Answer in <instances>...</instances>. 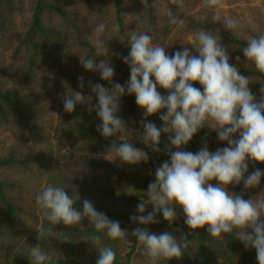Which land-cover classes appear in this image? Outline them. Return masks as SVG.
Returning a JSON list of instances; mask_svg holds the SVG:
<instances>
[{
	"label": "clouds",
	"instance_id": "9594fccd",
	"mask_svg": "<svg viewBox=\"0 0 264 264\" xmlns=\"http://www.w3.org/2000/svg\"><path fill=\"white\" fill-rule=\"evenodd\" d=\"M144 7L148 0H141ZM177 12L166 11L168 23H181L179 11L186 7L185 0H172ZM206 7L218 9L222 0H203ZM212 23L223 26L237 34L239 23L232 18H221L218 12L211 17ZM141 31H131L127 35L130 48L124 63L130 68V79L126 85L114 82L115 71L109 60L96 63L94 57L81 58V64L88 71L98 72L101 78L113 85L111 89L101 84L91 85L98 98L93 104L91 97L74 91L67 84L63 96L66 112H73L78 104H86L89 113L95 111L101 124L97 132L105 137L123 136L129 130L120 111V98L135 95L137 105L144 110L141 140L154 152H160L162 134H167L169 145L165 146L170 162L165 161L156 168L155 180L148 186L149 200L137 204L139 215H132L133 222L142 226L157 223L156 215L163 214L169 223L177 219L176 206L185 214V224L192 230L207 226L213 238H223L232 234L246 248L256 250L258 264H264V198L245 199L242 194L228 190L229 185H239L245 189L259 186L264 171L256 168L249 173L248 159L264 163V85L259 101L253 95L249 84L251 79L240 73L237 66L230 63V54L221 43L220 28L215 32L198 29L195 33L194 55L188 47L169 55L165 46L153 43L150 34L154 29L138 24ZM105 24L98 23L93 32L103 33ZM123 38H121V41ZM97 56L106 57L108 49L102 41H94ZM244 56L254 67L264 73V34L247 38L242 48ZM96 57V56H95ZM239 61L240 57L237 56ZM154 77V79H153ZM79 87L83 88V77H79ZM195 83L202 86L194 87ZM159 88L167 90L162 95ZM160 114L163 121L158 128L148 121V117ZM218 132V140L228 147L209 151L205 143L196 152L176 150L187 145L193 136L205 126ZM110 153L124 163L136 165L149 160L148 153L135 147L131 142L114 141ZM211 181H218L217 184ZM63 186L49 184L36 196V205L43 210L48 221L47 227H37L38 240L45 241L56 225L81 226L87 217L96 232H103L111 240L128 241L127 230L119 221L110 220L99 212L94 204L83 200L82 210L76 207L81 197L75 190L68 195ZM151 203L153 212L146 215V204ZM131 235L137 238L145 250L147 264H160L161 261L180 259L187 252L194 255V241L181 237L179 240L169 232L156 234L147 227L132 229ZM53 237L63 242L69 241L64 232H56ZM91 243L99 252L96 264H116V252L111 246L101 244V236L94 235ZM28 258L31 264H52V257L38 243L32 246Z\"/></svg>",
	"mask_w": 264,
	"mask_h": 264
},
{
	"label": "rangeland",
	"instance_id": "374dc122",
	"mask_svg": "<svg viewBox=\"0 0 264 264\" xmlns=\"http://www.w3.org/2000/svg\"><path fill=\"white\" fill-rule=\"evenodd\" d=\"M72 7L70 11L79 18L80 25L83 26L87 36H93V41L99 39L101 33L93 32L94 26L104 23L111 31L118 32V22L116 17V0H69ZM186 7L182 10V22L168 27L163 21L169 6L168 0H155L153 16L154 19L146 14L140 15L136 12V4L142 3L141 0H120L121 14L127 35L131 31H141L138 24L154 29L150 34L153 36V43L166 47L169 55H173L177 50L188 47L193 54H196L193 44L195 43V33L198 30L193 20L204 21L208 25V31L215 32L220 28L221 43L230 54V63L237 66L240 73L251 79L249 87L253 95L261 98V87L264 85V76L258 74V70L252 65L243 54L242 48L245 45L232 42V37L242 41H247L249 36L264 34V0H222V6L218 9L206 7L203 0H185ZM12 10L8 14V20L3 26L0 25V85L4 90L18 88L21 92L20 98L23 101L22 107L32 112L31 122H20L16 119L9 121L0 120V156L4 155L9 147H18L21 150H34L39 155L43 163L42 168H35V171L28 173H18L9 171L8 175L15 178L18 188L15 189L18 199L19 219L14 227H4V217L0 216V264H31L28 258L30 248L41 244L42 249L47 251L52 257V261H59L62 258L77 259L83 262L97 261L99 252L91 243L94 235L101 236V244L111 246L116 252V264L127 261L130 264H147L145 250L138 243L137 238L131 235L132 229L139 227V224L131 220V216L124 218H109L112 221H119L121 228L127 230L128 241L111 240L103 232H96L89 218L85 217L81 221V226H61L58 224L53 229L52 234H47L45 241L38 240L37 227L44 226L46 217L43 210L36 205V196L43 188L49 184L58 185L61 177H66L68 191L72 194L75 190L79 193L81 201L90 200L94 207L101 211H112L131 215H139L137 204L142 200H149L148 186L155 180L156 168L165 161L170 162V156L165 151V146L169 145L167 134H162L160 152H154L150 146L145 145L141 140L144 131L142 120H144V110L136 103L137 116L140 120V128L132 115L127 111L126 106L119 101L120 111L118 115L126 121L129 128L128 132L120 136L122 140L131 142L135 147L148 153L149 160L136 165L122 162L114 158V154L109 150L102 154L95 149V143L84 134L73 130L78 123L74 124L61 114L63 110V96L48 79L42 70H36L31 82L25 80L27 55L23 51L20 39L28 29L30 19V1L11 0ZM218 12L221 18L227 17L238 21L239 28L235 35L226 29L222 23H212L211 17ZM166 28V29H165ZM90 32V33H89ZM110 30L105 29V34ZM119 53L107 54L105 59L109 60L114 68V82L126 85L130 79V68L124 63V57L128 56L121 49ZM240 60L237 61L236 57ZM101 58V57H100ZM122 59V60H121ZM95 79V80H93ZM154 79V77H153ZM88 84H101L105 88L111 89L113 85L101 78L98 72L88 71ZM94 82V83H93ZM162 95H166L167 90L159 88ZM134 98L135 95L133 94ZM136 102V98H135ZM69 113V112H68ZM72 113V112H71ZM70 113V114H71ZM160 114L148 117V121L154 123L158 128L162 127L163 121L159 118ZM75 133H72V131ZM207 144L209 151L215 152L217 148L228 147L226 142L218 140V132L207 125L200 129L192 140L181 149L172 148L173 151L183 150L193 153L198 152L204 144ZM101 157L107 163L128 173L130 177L117 178L102 172L94 171L88 166L76 165L75 160H87L92 153ZM249 173L256 168L264 171V163L247 161ZM214 185L218 181H211ZM240 190L245 199L264 198V176L261 178L259 186L245 189L241 182ZM230 192H237V185H229ZM115 192L116 195H112ZM151 203L146 204L145 215L153 212ZM177 219L169 223L156 215L157 223L147 226L150 232L161 234L169 232L178 240L188 234L198 235L201 231H207V226L192 230L185 224V214L182 208L176 206ZM1 213V211H0ZM264 220V217L261 218ZM66 226V227H65ZM63 227L66 231H62ZM56 232H64L69 241H63L53 237ZM208 233V231H207ZM209 234V233H208ZM213 256L220 260V264H225L222 260L221 249L229 243L228 234L223 238H213ZM189 241H194L197 248V240L190 237ZM227 255V254H226ZM186 264L192 263V255L185 253ZM160 264H178V259L161 261ZM232 264H237L233 262Z\"/></svg>",
	"mask_w": 264,
	"mask_h": 264
},
{
	"label": "trees",
	"instance_id": "16d2710c",
	"mask_svg": "<svg viewBox=\"0 0 264 264\" xmlns=\"http://www.w3.org/2000/svg\"><path fill=\"white\" fill-rule=\"evenodd\" d=\"M30 1V19L28 29L22 35L20 42L23 51L27 55L26 62V77L28 82L32 81L30 78L36 70H42L47 75L50 82L57 88L61 96H64L65 85L70 86L74 91H80L84 96L91 97L93 104L98 103V98L92 91L91 85L88 84V70L81 64V58L94 57L96 63L105 60L104 56H97V48L95 47L93 36H87V33L82 31L83 26L80 25L79 18L70 11L72 5L69 0H28ZM11 0H0V25L3 26L8 20V14L11 13ZM155 0H148V4L144 7L143 3L136 4V12L140 15L146 14L154 19L153 9ZM169 6L173 12H177L172 0H168ZM116 17L119 31L113 32L106 26L110 33L105 34V31L99 35V40L102 41L103 46L108 49V54L119 53L123 49L126 53L130 50L127 44V31L124 25V19L121 14L120 0H116ZM167 9V10H168ZM182 18V10L177 13ZM166 27L169 26L167 15L164 16ZM197 29H208V25L201 20H193ZM174 26V25H171ZM166 29V28H165ZM90 33V32H89ZM121 38L123 40L121 41ZM232 42L245 45L247 41H242L238 38L232 37ZM198 55V53L194 54ZM96 56V57H95ZM101 57V58H100ZM122 60V59H121ZM263 75L264 73L258 72ZM79 77H83L84 87H79ZM95 80V79H93ZM96 81V80H95ZM94 83V82H93ZM194 87L200 88L199 83H195ZM167 95V92L165 93ZM21 92L18 88H11L4 90L0 85V120L9 121L16 119L20 122H31L32 112L22 107L23 101L20 98ZM121 102L126 106L127 111L135 119L140 128V120L137 116L136 102L133 95L125 94L120 98ZM63 105V102H62ZM64 110V106H63ZM61 114L74 124L78 123L76 127H72L74 131L84 134L95 143V149L100 153H106L112 146V143L124 142L121 137L105 138L97 132V125L102 121L99 119L95 111L89 113L86 104H78L75 110L70 114L61 111ZM72 131V130H71ZM72 131V133H75ZM76 165L88 166L94 171L102 172L114 177L124 178L130 177L128 173L114 167L110 163L105 162L101 157L96 156V152L92 153L87 160H75ZM42 168L43 163L39 159V155L34 150H21L18 147H9L4 155L0 156V216L4 217V227L11 228L19 219V206L17 193L15 189L18 184L15 178L8 175L9 171L16 170L18 173H28L35 171V168ZM61 181L59 186L68 188V183H65L66 177L59 176ZM57 185V180L54 181ZM66 189L68 195L71 193ZM236 194H242L240 185H237ZM112 195H116L112 192ZM76 207L82 210L83 201H79ZM96 208V207H95ZM97 211L107 215L108 218H124L132 216L129 212L119 213L112 211ZM164 219L163 214L159 215ZM64 226L63 223H60ZM47 219L44 221V226L47 227ZM66 227V226H65ZM63 227L62 231H66ZM139 227H143L139 225ZM190 237H195L197 240V248L192 255V263L194 264H220V260L213 256V237L207 231H201L198 235L188 234L187 240ZM229 243L225 248L221 249L222 260L225 264H258L256 259V250L254 248H246L244 244L236 239L234 235L228 234ZM64 246L68 244L62 242ZM227 254V255H226ZM116 262H118L116 260ZM52 264H96V261L83 262L77 259L62 258L59 261H52ZM122 264H130L129 261ZM178 264H186V257L178 259Z\"/></svg>",
	"mask_w": 264,
	"mask_h": 264
}]
</instances>
